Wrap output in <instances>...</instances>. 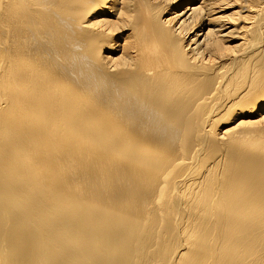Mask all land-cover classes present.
<instances>
[{
  "label": "bare ground",
  "instance_id": "1",
  "mask_svg": "<svg viewBox=\"0 0 264 264\" xmlns=\"http://www.w3.org/2000/svg\"><path fill=\"white\" fill-rule=\"evenodd\" d=\"M0 264H264V0H0Z\"/></svg>",
  "mask_w": 264,
  "mask_h": 264
}]
</instances>
